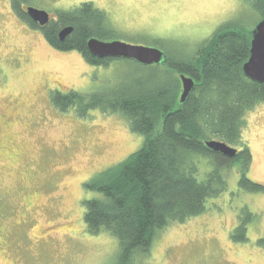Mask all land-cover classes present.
I'll list each match as a JSON object with an SVG mask.
<instances>
[{
  "label": "rangeland",
  "instance_id": "1",
  "mask_svg": "<svg viewBox=\"0 0 264 264\" xmlns=\"http://www.w3.org/2000/svg\"><path fill=\"white\" fill-rule=\"evenodd\" d=\"M30 1L54 21L59 11L92 2L115 30L103 40L173 56L192 54L226 23L253 29L261 20L252 0ZM138 66L123 58L97 66L78 50L56 49L0 0V264H115L119 241L87 230L84 202L97 193L85 184L139 150L145 136L132 132L121 113L94 110L82 118L73 108L60 111L51 92H95L141 73ZM246 118L248 176L264 183V103ZM200 159L203 176L210 166ZM240 167L229 169L228 190L209 200L205 213L170 223L136 264H264V191L240 189ZM247 217L248 240L234 241Z\"/></svg>",
  "mask_w": 264,
  "mask_h": 264
},
{
  "label": "trees",
  "instance_id": "2",
  "mask_svg": "<svg viewBox=\"0 0 264 264\" xmlns=\"http://www.w3.org/2000/svg\"><path fill=\"white\" fill-rule=\"evenodd\" d=\"M22 2L28 0H18V10ZM251 3L263 19L264 0ZM68 25L74 30L61 41L58 33ZM237 27L222 25L188 56L164 50L163 63H138L140 76L121 84L90 93L51 92V102L60 111L73 108L82 118L94 110L121 113L132 132L145 136L139 150L85 184L97 195L84 202V222L89 233L107 232L119 241L115 264H136L138 256L151 252L157 233L170 223L205 213L209 200L228 190L229 169L237 163L241 164L238 187L264 191V183L248 176L252 153L243 137L247 113L264 103V82L244 75L252 29ZM45 33L53 47L78 50L93 65H106L112 59L96 57L88 49L89 38L115 34L107 13L92 2L59 11ZM181 74L196 82L183 102ZM211 140L237 148V155L212 150L207 146ZM200 158L210 166L203 176ZM249 219L240 221L232 233L234 241L248 240Z\"/></svg>",
  "mask_w": 264,
  "mask_h": 264
},
{
  "label": "water",
  "instance_id": "3",
  "mask_svg": "<svg viewBox=\"0 0 264 264\" xmlns=\"http://www.w3.org/2000/svg\"><path fill=\"white\" fill-rule=\"evenodd\" d=\"M27 13L42 26L50 22L49 12L44 9L30 6ZM73 30L74 27L71 25L61 28L58 33L59 39L65 41ZM87 46L94 56L101 59H130L142 65L161 64L166 60L165 51L159 47L129 44L119 40L106 41L98 37L89 38ZM243 72L248 79L254 82H264V18L257 22L252 29L250 56L243 65ZM180 79L182 82L181 101L183 102L195 88L196 82L193 77L185 74H181ZM207 146L229 157H235L238 153L237 148L218 140L208 141Z\"/></svg>",
  "mask_w": 264,
  "mask_h": 264
},
{
  "label": "flooded vegetation",
  "instance_id": "4",
  "mask_svg": "<svg viewBox=\"0 0 264 264\" xmlns=\"http://www.w3.org/2000/svg\"><path fill=\"white\" fill-rule=\"evenodd\" d=\"M18 4V0H9V6L11 12L14 14L16 19L23 24V26L28 30V32H37L42 34L46 38V29L48 24L53 21L51 14L50 15V22L46 25H40L38 22H35L30 15L27 13V10L31 5V1L28 0V2H22L21 4L19 3V10L16 8V5ZM36 7V6H34ZM39 8V7H36ZM42 9V8H39ZM63 28V27H62ZM61 30V29H60ZM47 39V38H46ZM48 41V40H47ZM5 114H1V119L6 122L10 123L12 120L10 118H5ZM26 216V210H22L21 213L19 214V217H24Z\"/></svg>",
  "mask_w": 264,
  "mask_h": 264
}]
</instances>
